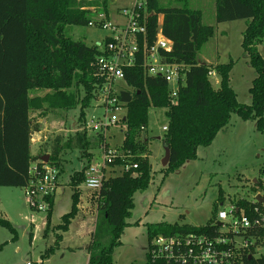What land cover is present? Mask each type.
Listing matches in <instances>:
<instances>
[{
    "label": "trees",
    "instance_id": "1",
    "mask_svg": "<svg viewBox=\"0 0 264 264\" xmlns=\"http://www.w3.org/2000/svg\"><path fill=\"white\" fill-rule=\"evenodd\" d=\"M143 1L139 24L145 27V34L137 35L136 66L142 64L143 46L150 49L160 29L162 36L172 43L170 52L159 50L161 61L184 66V79L179 83L176 98L171 100L162 80H143L140 69L126 70V81L133 91L124 90L118 95L119 101L126 103L124 117L118 122L125 127V136L120 147H115L122 157L110 165V169H120L121 173L105 178L95 195L96 221L87 248V264H113L114 251L121 246L120 239L131 225L133 197L144 193L151 183L152 167L145 136L151 97L153 107H163L167 119L163 140L170 158L168 165L161 169L163 179L196 160L198 149L209 147L230 124L232 116L242 122H253L255 130L264 134V58L256 50L264 43V0H214L216 24L246 22L241 47L255 72L248 90L250 104L239 103L231 87L233 61L211 67L198 60L201 48L215 34L212 26L202 23L201 11L186 6L160 7L158 0ZM99 13L108 15L107 0H0V187L23 189L31 165L47 154V164L55 167L60 176L62 153L74 148L80 150L86 164L69 177L74 191L71 208L54 228L58 231H65L78 213L81 195L78 188L84 184L86 169L94 160L92 150L109 146L106 132L90 135L85 121V111L103 82L95 75V65L104 51L97 45L75 41L69 35L70 27H88ZM159 15L162 16L160 26ZM107 42L105 39L103 43ZM210 67L220 79L217 88L208 79ZM38 89L48 93L29 95ZM78 107V127L74 133L65 140L57 136L46 142L41 148L44 152L33 157L31 139L40 132V122L31 113L39 112L41 117L48 110L69 112ZM127 165H137V168L124 171ZM259 176L262 179L256 180V186L264 193V167L259 169ZM53 201L54 196L47 198L48 222ZM232 207L235 213L242 212L250 221L264 217V203L257 202L255 197L253 202L240 199ZM220 226L213 220L202 227L148 225L146 264H177L164 256L151 258L150 242L157 237L183 240L190 236L216 239L224 235L228 240L222 249H232L228 241L235 235L222 234ZM0 227L16 237L15 228L1 217ZM242 236L252 244L242 257L243 264H264V227H255Z\"/></svg>",
    "mask_w": 264,
    "mask_h": 264
},
{
    "label": "rangeland",
    "instance_id": "2",
    "mask_svg": "<svg viewBox=\"0 0 264 264\" xmlns=\"http://www.w3.org/2000/svg\"><path fill=\"white\" fill-rule=\"evenodd\" d=\"M135 1L107 0L108 23L117 26L124 24V19L119 15L120 10L130 8ZM158 3L160 7L186 6L202 12V23L212 26L215 34L201 48L198 60L203 63L208 61L206 64L211 67L233 61L231 87L237 94L239 103L250 104L248 90L255 72L241 47L246 22L216 24L214 0H158ZM69 35L73 40L82 41L88 46H98L109 37V32L73 26L69 28ZM256 50L264 58V43ZM211 67L208 79L217 88L214 79L219 77ZM210 72L213 74L210 75ZM124 85L128 87L129 84ZM130 91L133 89L130 88ZM46 93L47 90L38 89L32 90L29 95L43 96ZM148 103L149 121L145 136L153 177L148 189L133 197L131 225L125 229L120 239L121 246L114 251L113 264H146L148 225L167 223L202 227L212 220L216 222L217 213L221 210L229 211L236 201L242 199L253 202L254 197L259 195L263 198L264 195L253 184L254 180L262 179L259 169L264 167V134L255 130L253 122H242L232 116L230 124L209 147L198 149L196 160L187 162L163 179L161 169L165 146L162 128L166 127L167 119L163 107H153L152 97ZM78 114L79 107L69 112L48 110L41 117H38L39 112H32L31 117L40 122V132L32 136L31 155L37 157L43 151L42 146L57 136L65 140L72 135L78 127ZM103 115L102 103L95 98L85 111L86 124L103 120ZM116 116L121 120L124 112L117 113ZM88 132L93 134L90 130ZM105 136L110 147H120L125 127L117 123L106 131ZM92 153V164L101 165L99 150H92ZM60 159L63 168L58 176L59 187L54 194L49 222L47 212L30 208L22 188L0 187V217L16 230V237H13L0 227V264H87V255L81 249L90 243L89 230L94 231L96 193L86 190L83 185L79 186L81 195L77 215L70 220L65 231L54 230L61 224V217L68 214L71 208L74 191L69 177L74 172L81 171L86 164L81 151L76 148L63 152ZM120 173V169H110L109 173L105 172V177ZM83 218H87V221Z\"/></svg>",
    "mask_w": 264,
    "mask_h": 264
},
{
    "label": "built area",
    "instance_id": "3",
    "mask_svg": "<svg viewBox=\"0 0 264 264\" xmlns=\"http://www.w3.org/2000/svg\"><path fill=\"white\" fill-rule=\"evenodd\" d=\"M144 6L143 0H136L130 8L121 9L119 15L124 19V24L120 26L109 24L104 13H99L88 25L109 32V37L106 38L109 42L98 45L103 49L104 54L96 61L95 75L103 82L96 98L102 103L104 119L86 125V129L93 134L105 133L108 128L116 126L120 122L116 114L125 113L126 103L119 101L118 95L124 90L130 91L131 88L129 85L128 87L124 85L127 83L126 70L140 69L143 80H162L168 88L171 100L176 98L179 83L184 79L186 69L184 66L161 61L159 50L170 52L172 43L162 36L160 29L157 31L154 45L150 49L143 46L142 64L136 66V56L139 52L137 35L145 34V27L139 24L140 11ZM211 74L213 73L210 72ZM163 130L165 131L166 128L164 127ZM100 151L101 165L97 163L88 166L83 184L86 190L94 193L101 190L106 178L105 172L109 173L113 161L122 157L116 148L109 146L101 147ZM130 168L136 169L137 165H127L123 170L128 171ZM58 174L55 167L42 160L31 165L28 170V182L22 189L31 209L40 212L49 210L47 198L53 197L57 190ZM239 214L235 213L231 206L229 211L221 210L216 216V223H221V233L232 232L235 235L233 240L228 241L232 249H222L228 240L224 235L216 239L190 236L183 240H166L157 237L150 242L152 249L150 256L153 260L164 256L167 261L177 264H243L242 257L246 255L245 251L252 244L244 239L242 234L255 227H264V217L250 221L242 212ZM239 233L241 235L237 236Z\"/></svg>",
    "mask_w": 264,
    "mask_h": 264
},
{
    "label": "water",
    "instance_id": "4",
    "mask_svg": "<svg viewBox=\"0 0 264 264\" xmlns=\"http://www.w3.org/2000/svg\"><path fill=\"white\" fill-rule=\"evenodd\" d=\"M165 153H164V157H163V160H162V167H166L169 163V158H170V152H169V149L167 147H165ZM48 159H49V156L45 155L41 158V160L44 162V163H47L48 162ZM253 184H256V180L253 181ZM255 200L259 203H264V199L261 198L259 195L255 197ZM221 223H218V226H220Z\"/></svg>",
    "mask_w": 264,
    "mask_h": 264
},
{
    "label": "crops",
    "instance_id": "5",
    "mask_svg": "<svg viewBox=\"0 0 264 264\" xmlns=\"http://www.w3.org/2000/svg\"><path fill=\"white\" fill-rule=\"evenodd\" d=\"M204 1V0H203ZM214 9H215V7H214ZM214 14H215V10H214ZM161 23H162V16L161 15H159L158 16V24H159V26L161 25ZM206 63H208V61H205ZM215 65V64H214ZM217 76V75H216ZM219 79V78H218ZM216 80V79H214L215 81H214V84H215V86L216 87H218L219 86V82H220V80ZM252 80H253V78H252ZM218 84V85H217ZM164 128V127H163ZM163 128H162V130H163ZM164 131V130H163ZM223 131V130H222ZM222 131L220 132V133H222ZM220 133L218 134V135H220ZM218 135H217V137H218ZM32 140V139H31ZM31 145H32V141H31ZM99 152H100V154H101V151L99 150ZM58 187H59V179H58V184H57V189H58ZM53 205H54V201H53ZM80 211V210H79ZM96 214V213H95ZM83 219H85L86 221H87V218H83ZM92 233H93V230L91 229V230H89V237H90V242H91V235H92ZM89 245H90V243H89ZM89 245H87L86 247H84V248H82L81 250L82 251H85V253H86V255H87V260H88V251H87V248H88V246ZM28 264V263H27Z\"/></svg>",
    "mask_w": 264,
    "mask_h": 264
}]
</instances>
